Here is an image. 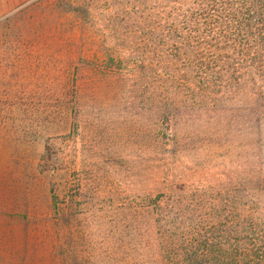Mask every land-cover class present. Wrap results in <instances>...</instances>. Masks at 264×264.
Wrapping results in <instances>:
<instances>
[{
	"label": "rangeland",
	"instance_id": "1",
	"mask_svg": "<svg viewBox=\"0 0 264 264\" xmlns=\"http://www.w3.org/2000/svg\"><path fill=\"white\" fill-rule=\"evenodd\" d=\"M67 1L91 3L92 19L66 0H0V264H186L156 249L162 215L169 240L218 245V264H264V182L238 187L237 209L197 190L250 178L248 149L201 135L161 157L152 99L106 73L127 45L114 1Z\"/></svg>",
	"mask_w": 264,
	"mask_h": 264
},
{
	"label": "trees",
	"instance_id": "2",
	"mask_svg": "<svg viewBox=\"0 0 264 264\" xmlns=\"http://www.w3.org/2000/svg\"><path fill=\"white\" fill-rule=\"evenodd\" d=\"M113 1L110 23L127 45L109 56L113 65L106 73L119 78L131 96L146 94L145 108L152 99L160 124L158 154L182 155L201 135L228 144L240 142L248 149L250 162L238 169L248 171L250 178L227 177L230 189L225 191L220 190V179L208 189L197 188L210 192L209 202L216 209H234L240 205L238 196H233L238 187L246 181L264 182V0ZM90 6L65 2L67 11L83 13L81 18L88 20ZM191 126L199 128L184 130ZM169 165L159 168L164 171ZM172 176L159 179V186L166 187ZM173 193L168 189L158 196ZM156 202L162 206L160 199ZM216 215L213 218L219 219ZM160 219L156 233L160 256L169 254L181 261L185 257L186 264H218L212 255L219 246L210 245L209 238L180 243L184 236L180 233L171 241L169 237L176 235L169 226L171 217ZM145 244L148 247L150 242Z\"/></svg>",
	"mask_w": 264,
	"mask_h": 264
}]
</instances>
